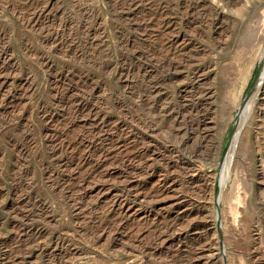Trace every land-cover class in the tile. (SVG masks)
<instances>
[{"label":"rangeland","instance_id":"374dc122","mask_svg":"<svg viewBox=\"0 0 264 264\" xmlns=\"http://www.w3.org/2000/svg\"><path fill=\"white\" fill-rule=\"evenodd\" d=\"M181 1L0 0V264H264V0Z\"/></svg>","mask_w":264,"mask_h":264},{"label":"bare ground","instance_id":"6f19581e","mask_svg":"<svg viewBox=\"0 0 264 264\" xmlns=\"http://www.w3.org/2000/svg\"><path fill=\"white\" fill-rule=\"evenodd\" d=\"M200 1H202V3L203 4H205V5H209L210 7H211V9L213 10V11H215L217 14H219V15H223L222 14V11H224L225 9H231L230 7L233 5V4H235L236 3V1L235 0H182L181 1V3L179 4V8L180 9H182L183 11L185 10V9H193L194 8V6L197 4V3H199ZM201 3V2H200ZM215 3V4H214ZM210 9V10H211ZM262 55H263V53H262ZM261 59V58H260ZM255 61V60H254ZM262 61V63H261V65H262V67H264V57H263V60H261ZM253 65V62H252V64L250 65V68H249V72H248V75L249 74H251V72H252V66ZM229 73V72H228ZM261 74H263V73H261ZM247 78V77H246ZM260 78V79H259ZM258 79H259V81L257 82V84H256V86H255V91H260V89H261V87L263 86V80H264V75H262V76H260ZM245 79V78H244ZM243 79V80H244ZM233 81V80H232ZM244 82V81H243ZM246 82H247V80H246ZM243 84H245V83H243ZM243 84L241 85L242 87V89H243ZM247 84V83H246ZM245 84V85H246ZM240 85V84H239ZM239 88V87H238ZM239 91V90H238ZM237 91V95H238V93H239V95H241V91H239L238 92ZM238 97V96H237ZM254 97V96H253ZM240 98V97H239ZM252 98V97H251ZM253 99V98H252ZM254 100V99H253ZM238 102V101H237ZM250 103H252L251 101H250ZM253 104V103H252ZM250 104H249V102L247 103V105H246V107L244 108V113L242 114L243 115V118H244V116H246L245 114H246V111H247V109H250V108H248V106H249ZM237 106V105H236ZM235 106V107H236ZM234 107V108H235ZM250 111V110H249ZM248 112V111H247ZM242 117V116H241ZM243 118H241V119H243ZM240 119V118H239ZM239 128V127H238ZM240 130V129H239ZM239 133V132H238ZM236 134V133H235ZM237 135H236V140H237ZM232 142V141H231ZM234 142V141H233ZM235 144H236V142L233 144V146H232V148H231V150L226 154V156H225V171L222 173V180L220 181L221 182V185H222V188H221V191L219 192V193H221V196H220V199H223V192H224V190H225V187H226V183L228 182L227 180H229V179H231L230 177H231V173L232 172H234V170H233V168L235 167H233V165H235V163L237 162L236 160H234V161H236L234 164H233V154H235V153H233V148L234 147H236L235 146ZM229 147V146H228ZM230 149V148H229ZM235 151V150H234ZM236 155V154H235ZM235 159H236V157H235ZM224 163V162H223ZM238 163V162H237ZM233 167V168H232ZM233 170V171H232ZM195 174V173H194ZM235 180V179H234ZM235 185V184H234ZM233 186V185H232ZM240 199V198H239ZM242 204V203H241ZM235 210V209H234Z\"/></svg>","mask_w":264,"mask_h":264},{"label":"water","instance_id":"95a60500","mask_svg":"<svg viewBox=\"0 0 264 264\" xmlns=\"http://www.w3.org/2000/svg\"><path fill=\"white\" fill-rule=\"evenodd\" d=\"M261 66H262V65H259V67H258L257 74H256V76H255V79L258 77V75H259L260 72H261ZM254 86H255V85L253 84V85L251 86V88L249 89V92L247 93V95H246L245 98H244V103H246L247 99H248L249 96L251 95ZM243 110H244V106H241V107L239 108L238 117H237V119H236V121H235V124L233 125V127H232V129H231V131H230V133H229V135H228V138H227V140H226L225 148H224V154H225V152H226V150H227V147H228V143H229L230 137L232 136V133H233L235 127H236V124H237L238 121H239L240 116H241L242 113H243ZM222 162H223V159L219 162V164H222ZM217 219H219V206H217Z\"/></svg>","mask_w":264,"mask_h":264}]
</instances>
